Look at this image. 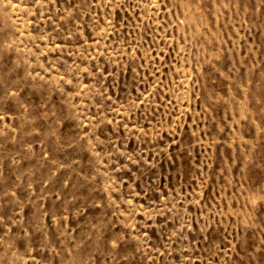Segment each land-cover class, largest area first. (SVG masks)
Wrapping results in <instances>:
<instances>
[{"label":"rangeland","instance_id":"rangeland-1","mask_svg":"<svg viewBox=\"0 0 264 264\" xmlns=\"http://www.w3.org/2000/svg\"><path fill=\"white\" fill-rule=\"evenodd\" d=\"M0 264H264V0H0Z\"/></svg>","mask_w":264,"mask_h":264}]
</instances>
